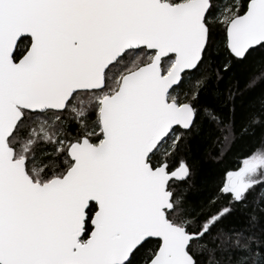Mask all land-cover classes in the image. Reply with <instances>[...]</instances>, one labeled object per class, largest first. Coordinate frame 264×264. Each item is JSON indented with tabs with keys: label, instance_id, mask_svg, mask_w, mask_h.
Here are the masks:
<instances>
[{
	"label": "water",
	"instance_id": "95a60500",
	"mask_svg": "<svg viewBox=\"0 0 264 264\" xmlns=\"http://www.w3.org/2000/svg\"><path fill=\"white\" fill-rule=\"evenodd\" d=\"M210 6V0H0V264H126L148 240L159 247L147 264H194L188 247L195 237L166 216L168 184L186 180L189 170L182 164L168 172L148 160L174 128L188 131L194 123L192 107L168 95L203 58ZM225 37L238 60L263 45L264 0H250ZM24 38L30 45L14 61ZM140 49L155 52L151 62L125 74L101 100V141L71 144L65 174L34 182L8 143L23 113L63 112L74 94L103 89L107 69ZM170 56L163 74L161 62ZM227 177L240 200L247 188L241 173ZM90 205L96 210L82 240Z\"/></svg>",
	"mask_w": 264,
	"mask_h": 264
},
{
	"label": "trees",
	"instance_id": "16d2710c",
	"mask_svg": "<svg viewBox=\"0 0 264 264\" xmlns=\"http://www.w3.org/2000/svg\"><path fill=\"white\" fill-rule=\"evenodd\" d=\"M227 1L210 0L211 9L205 19L208 43L203 58L194 71L183 75L180 84L169 94L173 97L169 100L192 107L194 123L188 131L174 129L172 134L176 138L171 140L168 135L148 161L153 168L166 164L168 172L182 164L189 170L186 180L168 184L172 210L166 216L172 224L185 228L195 237L188 247L194 264H264V183L246 192L239 201L232 199L224 189L229 172L239 170L243 162L264 150V44L249 51L242 60L231 56L227 50L226 26L245 12L250 0H239L240 6L232 19L219 24L212 16ZM29 45L28 38L20 40L14 61L26 53ZM150 54L144 49L130 54L138 56L131 68L124 64L127 62L124 57L112 65L111 69L123 66L124 72L113 73L106 81L104 92L110 95L114 90L118 72L125 74L149 62ZM170 61V58L162 60L163 73ZM90 109L85 123L92 125L96 121L95 129L99 134L89 141L98 142L100 129ZM64 113L65 110L44 114L24 112L8 140L15 159H25L26 172L36 183L62 177L72 165L67 150L76 139L71 137L76 138L81 133L86 136L80 122L65 116L60 121L59 131L71 138L69 143L59 150L55 143L46 141L55 136L58 126L53 125L56 130H50L46 138V131L41 134L39 130L41 121H49V117L57 114L63 117ZM164 145L167 147L160 148ZM95 210V206L90 205L82 240L91 231L89 221ZM158 247V241H146L126 264H147Z\"/></svg>",
	"mask_w": 264,
	"mask_h": 264
},
{
	"label": "rangeland",
	"instance_id": "374dc122",
	"mask_svg": "<svg viewBox=\"0 0 264 264\" xmlns=\"http://www.w3.org/2000/svg\"><path fill=\"white\" fill-rule=\"evenodd\" d=\"M239 3H240L239 0H229V2L228 1L224 2L221 7L219 6L218 9H216L215 14L212 16L213 19H215V21L219 24H226L229 20L232 19L234 13L237 11V8L240 6ZM210 21H211V16L209 17V22ZM137 57H138L137 55L130 56L128 58V60H126L127 62H124V64H127L128 67L131 68L132 64L135 63L134 61L137 59ZM172 64H173V62L170 61L166 73L169 71ZM117 70L122 72L124 70V68H123V66L117 65L116 69H114V68L111 69V71L109 73L110 76L108 78L112 77L113 73L116 74ZM122 75L123 74H121L120 72H118V75H115V82L118 84L115 85L114 90L112 89L109 92L110 94L114 93L115 90L118 88L119 81H120V78L122 77ZM107 93L108 92L106 91L104 93H101V94L99 93V94H95V95H91V96L90 95L89 96L82 95V94L77 95L76 97H74L71 100L70 104L65 109V113H64L63 117H61L62 115L57 114V115H52L51 117H49L48 118L49 121H47V119L41 121V125L39 128V130L41 131V134H43V130L46 131V138H47V135L50 134L49 131L55 129L54 126L57 125L58 130L55 131L56 132L54 134L55 136L52 139H47L46 141H48L49 143H50V141H51V143H55L56 146L59 148V150H61L63 147H65L69 143L70 140H68V139H71V138L76 139L72 142V144L79 142L84 134L81 133L78 136H76V138H75V136L71 137V138H67V136L63 135L61 133V131H59L60 130V126H59L60 121L62 120V118H64L66 116L68 119H71V120L73 119L76 122H80L79 126L84 127L83 131H85L84 133H86L85 134L86 136H83V137H87L89 140L92 138H95V137L97 138L99 131H97L95 129L96 121H94V124H92V125H86V123H85L86 119H87V112H89V108L91 105H95V103L99 104L100 100L104 97V95L109 96V94H107ZM168 98L173 99V97H171V96ZM100 134H101V131H100ZM169 136L171 137V140L176 138V135H174L172 133ZM99 142L100 141H98V142L92 141L91 143L93 145H97ZM164 146L160 147V148L164 149L167 147V146H165V147ZM242 166L246 170L245 182H248L251 185L250 188L247 189V193L254 190V188L259 186L260 184L264 183V150H261V151H258L257 153H255L250 159L243 162L241 164V167ZM31 171L35 172L34 170H31ZM228 183H229V181L226 182V185L224 188L226 192H230L231 190H233L229 187ZM262 191L264 194V189H262ZM245 196H246V194L242 197L244 198Z\"/></svg>",
	"mask_w": 264,
	"mask_h": 264
},
{
	"label": "flooded vegetation",
	"instance_id": "af4514ba",
	"mask_svg": "<svg viewBox=\"0 0 264 264\" xmlns=\"http://www.w3.org/2000/svg\"><path fill=\"white\" fill-rule=\"evenodd\" d=\"M162 1H167L168 3H170L171 5H176V4H179V3H183V2H186V1H183V2H176V1H170V0H162ZM187 1H189V0H187ZM210 4H211V2H210ZM210 9H211V6H210ZM209 9V10H210ZM209 15V11H208V13H207V15H206V18H207V16ZM205 18V19H206ZM145 50V49H144ZM140 51H142V49H140V50H137V51H128V52H126L122 57H124V60H128V58L130 57V56H132V55H130V54H135V53H139ZM146 51V50H145ZM129 52H132V53H129ZM147 52H149V51H147ZM151 54V57H150V60H149V62H147V63H145V64H148V63H150L151 62V60H152V57L154 56V54H155V52H150ZM121 57V58H122ZM119 59V60H122V59ZM168 58H170V60H171V62H173V56H170V57H168ZM118 60V61H119ZM117 61V62H118ZM116 62V63H117ZM162 63V62H161ZM145 64H143V65H145ZM142 66V65H141ZM140 67V66H139ZM138 67V68H139ZM137 69V68H136ZM136 69H134V70H136ZM134 70H131V71H129V72H127V73H125V74H128V73H130V72H132V71H134ZM110 71H111V66L107 69V71L105 72V75H104V88H105V86H106V81L109 79L108 77L110 76L109 75V73H110ZM125 74H123L122 75V77L125 75ZM163 74H166V73H163ZM121 77V78H122ZM121 78H120V80H121ZM119 83H120V81H119ZM119 86V85H118ZM104 88L103 89H101V90H97V91H88V92H78V93H76V94H74L73 96H72V98L70 99V100H72L74 97H76L77 95H80V94H82V93H84L85 95H87V96H91V95H95V94H101V93H104ZM117 90V89H116ZM116 90H115V92H116ZM173 90V89H172ZM171 90V91H172ZM170 91V92H171ZM113 94V93H112ZM112 94H110L109 96H111ZM170 94V93H169ZM105 97H107V95H104V97L103 98H105ZM168 97H169V95H168ZM102 98V99H103ZM101 99V100H102ZM101 100H100V103H101ZM168 101H172V100H169V98H168ZM173 102H175V101H173ZM100 103L99 104H96L95 103V105H91L90 106V110L92 111V112H94V120H97V122H98V125H99V112H100ZM176 103V102H175ZM177 105H182V104H178V103H176ZM67 106V105H66ZM57 113V112H56ZM99 129H100V125H99ZM174 129H176V128H174ZM173 129V130H174ZM172 130V131H173ZM172 131H171V133H172ZM170 133V134H171ZM169 134V135H170ZM82 138H86V139H88L87 137H82ZM81 138V139H82ZM80 139V140H81ZM89 140V139H88ZM101 141V140H100ZM90 142V141H89ZM91 143V142H90ZM237 172H239V173H241V175H242V177H241V182L242 183H244L246 186H247V188H246V192H247V189L248 188H250V184L248 183V182H245V180H246V170L243 168V166L239 169V170H237ZM230 180H231V178L230 177H226V182L227 181H229V183H230ZM228 183V184H229ZM239 183V182H238ZM230 187V186H229ZM231 189H233V188H231ZM226 192V191H225ZM245 192V193H246ZM226 193H228V194H230V196L232 197V199H236V197L234 196V189L233 190H231L230 192H226ZM244 193V194H245ZM239 201V200H238Z\"/></svg>",
	"mask_w": 264,
	"mask_h": 264
},
{
	"label": "bare ground",
	"instance_id": "6f19581e",
	"mask_svg": "<svg viewBox=\"0 0 264 264\" xmlns=\"http://www.w3.org/2000/svg\"><path fill=\"white\" fill-rule=\"evenodd\" d=\"M241 182V181H240ZM242 183V182H241Z\"/></svg>",
	"mask_w": 264,
	"mask_h": 264
}]
</instances>
